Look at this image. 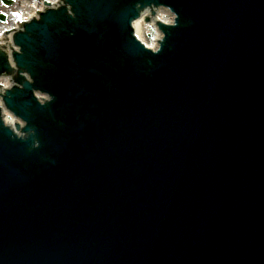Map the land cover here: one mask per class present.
Masks as SVG:
<instances>
[{
	"label": "water",
	"instance_id": "obj_1",
	"mask_svg": "<svg viewBox=\"0 0 264 264\" xmlns=\"http://www.w3.org/2000/svg\"><path fill=\"white\" fill-rule=\"evenodd\" d=\"M161 1L185 19L155 56L142 0L17 37L4 102L34 135L0 129V264H264V0Z\"/></svg>",
	"mask_w": 264,
	"mask_h": 264
},
{
	"label": "clouds",
	"instance_id": "obj_2",
	"mask_svg": "<svg viewBox=\"0 0 264 264\" xmlns=\"http://www.w3.org/2000/svg\"><path fill=\"white\" fill-rule=\"evenodd\" d=\"M153 13L155 15L153 16ZM153 17L151 22L145 24V19ZM179 14L170 7H144L140 13L139 18L135 19L131 27L134 30L133 34L149 52L155 56L162 52L163 44L166 41V36L163 32L158 30L157 22L165 25H170L173 28L178 26ZM147 37V38H146ZM34 148L39 147V142L33 144Z\"/></svg>",
	"mask_w": 264,
	"mask_h": 264
},
{
	"label": "bare ground",
	"instance_id": "obj_3",
	"mask_svg": "<svg viewBox=\"0 0 264 264\" xmlns=\"http://www.w3.org/2000/svg\"><path fill=\"white\" fill-rule=\"evenodd\" d=\"M55 4L59 1V0H52ZM27 8H29V7H26V8H23V9H27ZM35 11V10H34ZM155 15V13H153V16ZM24 16H26V19H29V18H31L33 15H32V13H31V11L30 12H28V11H25V14H24ZM152 18L153 17H148V18H146L145 19V24L147 25L148 23H150L151 22V20H152ZM159 24H162V25H165V24H163V23H160V22H157V25H159ZM156 25V26H157ZM166 26H170V25H166ZM133 32H134V30H133ZM133 36H134V34H133ZM134 38H135V36H134ZM136 39V38H135ZM137 40V39H136ZM137 41H139V40H137ZM4 42V41H3ZM6 123L8 124V125H13V124H15V123H17L13 118H12V116L11 115H8L7 116V118H6ZM21 126H22V124H20Z\"/></svg>",
	"mask_w": 264,
	"mask_h": 264
},
{
	"label": "rangeland",
	"instance_id": "obj_4",
	"mask_svg": "<svg viewBox=\"0 0 264 264\" xmlns=\"http://www.w3.org/2000/svg\"><path fill=\"white\" fill-rule=\"evenodd\" d=\"M28 2H29V0L18 1L17 5L20 4V6L18 5V6H17V9L21 10V6H22V4H24V3H28ZM15 8H16V6L14 7V9H15ZM11 11H13V10L8 11V13H9V18H10L9 21H10V22H13L14 17H13V16H12V17L10 16V12H11ZM12 24H13V23H12ZM0 28H1V27H0ZM0 36H1V32H0ZM146 38H147V37H146Z\"/></svg>",
	"mask_w": 264,
	"mask_h": 264
},
{
	"label": "flooded vegetation",
	"instance_id": "obj_5",
	"mask_svg": "<svg viewBox=\"0 0 264 264\" xmlns=\"http://www.w3.org/2000/svg\"><path fill=\"white\" fill-rule=\"evenodd\" d=\"M4 4H6L5 0H0V15H1V10H3L5 8ZM5 17H6V20H8V16L5 15Z\"/></svg>",
	"mask_w": 264,
	"mask_h": 264
},
{
	"label": "snow or ice",
	"instance_id": "obj_6",
	"mask_svg": "<svg viewBox=\"0 0 264 264\" xmlns=\"http://www.w3.org/2000/svg\"><path fill=\"white\" fill-rule=\"evenodd\" d=\"M14 15H15V13H14Z\"/></svg>",
	"mask_w": 264,
	"mask_h": 264
}]
</instances>
